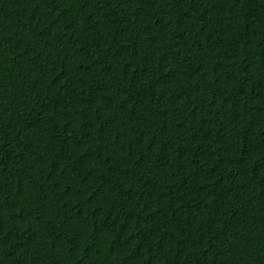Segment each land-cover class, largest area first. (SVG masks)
<instances>
[{
    "label": "trees",
    "instance_id": "16d2710c",
    "mask_svg": "<svg viewBox=\"0 0 264 264\" xmlns=\"http://www.w3.org/2000/svg\"><path fill=\"white\" fill-rule=\"evenodd\" d=\"M0 264H264V0H0Z\"/></svg>",
    "mask_w": 264,
    "mask_h": 264
}]
</instances>
